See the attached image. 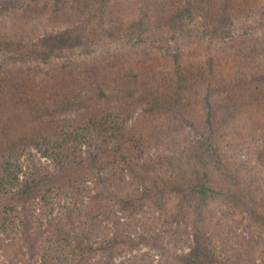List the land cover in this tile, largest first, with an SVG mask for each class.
<instances>
[{
    "label": "trees",
    "instance_id": "16d2710c",
    "mask_svg": "<svg viewBox=\"0 0 264 264\" xmlns=\"http://www.w3.org/2000/svg\"><path fill=\"white\" fill-rule=\"evenodd\" d=\"M243 148L264 152V0H0V264H264ZM224 196L243 235L206 220Z\"/></svg>",
    "mask_w": 264,
    "mask_h": 264
},
{
    "label": "rangeland",
    "instance_id": "374dc122",
    "mask_svg": "<svg viewBox=\"0 0 264 264\" xmlns=\"http://www.w3.org/2000/svg\"><path fill=\"white\" fill-rule=\"evenodd\" d=\"M197 125H199V123H197ZM243 134H245V133H243ZM185 135L186 134L182 135V138ZM246 139H247V136L240 139V141L241 140L243 141ZM228 140L229 139H226V138H218L221 153L225 157L227 155V158L229 159V156H232V153H234V152L227 146ZM179 141H181L180 143H182V139H180ZM246 141H247L246 143L247 144L249 143V145L253 144V142H252L253 140H251V138H248ZM163 143H164L163 145L165 147H173L171 144L172 142H170L169 139L164 140ZM230 146H231V144H230ZM237 148H242V147L239 145ZM151 150H152V148H151ZM254 150H255V153L254 152L252 154L249 153L248 155H245V153H246L245 149H244V152L241 153L243 155L241 157L244 159V162L249 163V165H248V170L250 171L249 174H254L255 170H257V169L260 170L261 168L264 167V165L260 166V164H258V163H262V161L264 160V157H263L264 152L262 151L263 149L254 148ZM232 157H235V156H232ZM234 159H236V161H237V160H239V157L233 158L232 160H234ZM35 161L36 160L30 154H26L24 156V163H25L27 171L34 168L33 164ZM262 174L264 175V170L262 171ZM169 175L173 177L175 174L172 173ZM151 176H153V173ZM210 176L212 178V181L214 183L215 188H218L223 192L226 191L227 189H229V181H227L226 178L223 175H221V173H218L215 170H211ZM236 195H239V194H236ZM190 196L189 195H187L186 197L174 196L173 198H169L167 200L166 208L169 209V208H172L173 206H175V207H177L175 209H178V208L181 209L184 206L187 211L193 212L195 209V203H194L195 200H193L194 198H192ZM227 197L232 199V197H229V196H227ZM223 199H226V196L209 203L211 206L209 205V210H207L205 212L206 220L209 222L208 223L209 226L212 228H215L219 233H225L226 230L231 229L238 236L243 235V233H244L243 223H244V221L248 220L247 215L246 214L244 215L245 212H243L241 210H238V211L236 210L234 213H232V211L226 210L227 208H229L228 205H229L230 201H228L226 199V202H225ZM262 203H263V201H262ZM43 229H46V227H43ZM228 235L229 234L227 232L226 237H228ZM230 235H232V234H230ZM231 239L236 240L238 238L237 237H231L229 239V241H231ZM8 250H9V248H8ZM226 250L229 251L228 253L230 254V251H231L230 247H227ZM12 251H13V249L11 248L9 250V255H12L14 257V254H12Z\"/></svg>",
    "mask_w": 264,
    "mask_h": 264
}]
</instances>
